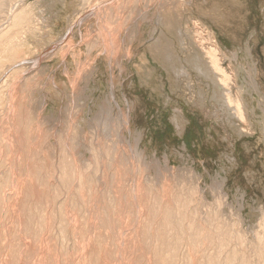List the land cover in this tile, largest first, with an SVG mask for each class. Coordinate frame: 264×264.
<instances>
[{"label":"rangeland","instance_id":"1","mask_svg":"<svg viewBox=\"0 0 264 264\" xmlns=\"http://www.w3.org/2000/svg\"><path fill=\"white\" fill-rule=\"evenodd\" d=\"M106 1L18 0L14 9L24 8L28 18L17 39L22 51L7 73L15 74L0 81L9 89L0 104V175L7 174L0 181L8 180L0 208V264H160L154 248L163 215L153 218L152 208L159 200L160 209L175 206L180 192L194 187L187 222L195 219L206 232L212 223L207 217L217 212L251 252L264 217V0ZM9 6L1 28L10 26ZM213 43L236 82L234 94L243 90L247 120L232 115L223 102V85L208 68L205 52ZM9 77L14 83L8 86ZM109 98L128 128V142L113 145L110 158L103 149L109 139L96 119ZM75 131L79 144L71 142ZM89 143L100 153L93 185L76 181L67 190L59 178L61 156L66 153L68 163L86 170V163L96 164ZM23 201L42 211L41 227L35 217H26ZM217 241L204 244L208 252L216 251ZM232 241L225 253L239 247ZM183 243L179 264L200 258L186 239Z\"/></svg>","mask_w":264,"mask_h":264},{"label":"bare ground","instance_id":"2","mask_svg":"<svg viewBox=\"0 0 264 264\" xmlns=\"http://www.w3.org/2000/svg\"><path fill=\"white\" fill-rule=\"evenodd\" d=\"M102 1V0H101ZM106 1V0H105ZM112 1V0H111ZM107 3H108V0L106 1ZM17 3H18V0H0V18H1V16L2 15H4L5 13L4 12H6V6L7 5H9L10 4V6L8 7V11L7 12H10L11 13V17H10V19H12L11 20V22H10V26H8V28L6 29V28H1L0 27V81H2L3 80V78L7 75V73L9 72V70H10V68H12L11 66L13 65L14 66V62L16 61L15 60V58H17V56H20V55H18L19 54V51H20V49H19V51H17L18 49H17V47L19 46V40H17V39H19L18 37H22V32H21V34H19L20 32H19V29L24 25V21H26V19L28 18L27 16L28 15H26L25 13H26V10L24 9V8H22V9H20L19 11H15L14 9H15V7H16V5H17ZM140 5V4H139ZM30 8V7H29ZM136 8V7H135ZM134 8V9H135ZM133 9V10H134ZM132 10V11H133ZM10 13H9V16H10ZM133 13V12H132ZM131 13V14H132ZM29 14V13H28ZM173 14V13H172ZM6 15H8V14H6ZM5 16V15H4ZM31 16H32V14H31ZM173 16V15H172ZM8 17V16H7ZM171 17V16H170ZM178 17V16H177ZM176 17V18H177ZM175 18V19H176ZM1 21H2V19H1ZM1 21H0V24H1ZM168 21H169V19H168ZM167 21V22H168ZM9 25V24H8ZM2 26H3V24H2ZM24 27V26H23ZM48 28V27H47ZM21 31V30H20ZM24 32V31H23ZM21 35V36H20ZM38 36V35H37ZM24 37V36H23ZM25 38V37H24ZM34 40H36V39H34ZM19 41V42H18ZM212 41H214L213 39H212ZM22 42V41H21ZM23 42H25V41H23ZM29 42V41H28ZM36 42H38V41H36ZM215 42V41H214ZM27 43V42H26ZM30 44V43H29ZM32 44V43H31ZM22 45H23V43H22ZM55 45V44H54ZM211 45V44H210ZM24 47H28V45L26 46V44L24 45ZM21 48V47H20ZM29 48H30V46H29ZM22 49V48H21ZM24 49V48H23ZM61 49V48H60ZM205 52L207 53V56H208V58H209V64L211 65V67H208V68H213L212 70H213V72H214V74H215V78L218 76V79H219V82L223 85V88H222V94H223V102H224V104H225V106H227V107H229V111H230V113L232 114V115H234V116H237L238 118H240V119H242V120H247V114H246V108H248V107H245V96L243 95V90L240 88V87H238L237 88V90L238 91H236V93L234 94V92H233V86L236 84V82H234V80L232 81V76L230 75V74H228L227 73V71H226V69L223 67V65H222V63H221V58H220V48H219V46H217L216 44H214L213 43V45L212 46H208V47H206L205 48ZM22 51V50H21ZM21 51H20V53H21ZM165 53H166V51H165ZM164 53V54H165ZM205 53V54H206ZM21 56H22V54H21ZM164 56V55H163ZM166 57V56H165ZM19 58V57H18ZM171 58V56L169 57V59ZM21 59V58H20ZM15 60V61H14ZM23 60H25V58H23ZM168 60V59H167ZM14 61V62H13ZM26 61H27V58H26ZM166 61V60H165ZM13 62V63H12ZM28 63V62H27ZM15 65H16V63H15ZM33 65V64H32ZM199 65V64H198ZM197 65V66H198ZM209 65V66H210ZM20 66V65H19ZM19 66H17V67H19ZM35 66V65H34ZM200 66V65H199ZM21 67V66H20ZM22 69H23V67H22ZM27 69H29L28 67H27ZM25 70V69H24ZM23 70V72H25ZM211 70V71H212ZM13 71H14V69H13ZM15 71H17V70H15ZM20 71V70H19ZM17 72V73H21V72ZM27 71V70H26ZM202 71V70H201ZM210 71V70H209ZM9 73H12V72H9ZM16 73V74H17ZM208 73V72H207ZM15 73H13V74H11V75H14ZM211 74H212V72H211ZM210 74V75H211ZM240 74V73H239ZM11 75H7V76H11ZM16 76V75H15ZM14 76V77H15ZM17 76H18V74H17ZM37 76V75H36ZM207 76H209V75H207ZM212 76V75H211ZM12 77V76H11ZM22 76H19V79L21 78ZM6 78V77H5ZM4 78V79H5ZM10 78V77H9ZM8 78V79H9ZM16 78V77H15ZM32 78H33V76H32ZM212 78V77H211ZM34 79V78H33ZM9 80H11V78L9 79ZM13 80L14 79H12L11 81H10V83H8V86H9V84H13L14 82H13ZM21 80V79H20ZM4 81V80H3ZM6 82H8L7 80H5ZM4 81V82H5ZM26 81V80H25ZM37 81V80H36ZM254 81V80H253ZM11 82H13V83H11ZM233 82V83H232ZM3 84H5V83H0V104H2L5 100V96H7V95H5V92L4 91H6L7 93H8V90H4V88H5V86L6 85H3ZM7 84V83H6ZM16 84V83H15ZM10 85V86H11ZM32 89V88H31ZM12 90V89H11ZM10 93V92H9ZM29 95V94H28ZM9 96V95H8ZM35 96V95H34ZM13 97V96H12ZM112 98H113V96H112ZM14 99V98H13ZM31 99V98H30ZM8 103V102H7ZM21 103V102H20ZM14 104V103H13ZM45 104H46V98L45 97H41V99H40V106L42 107V106H45ZM4 106V105H3ZM3 106H2V108H3ZM9 106V105H8ZM4 107H6V106H4ZM30 107V106H29ZM4 109V108H3ZM114 109H115V107H114V105H113V101L111 100V98H109L108 99V102H106V103H104L103 105H102V107H100V110H99V112L97 113V115H96V119L98 118V122H99V125H101L100 127H101V129H102V131L100 130V132H103V134L102 135H105V136H103V137H105V139L104 140H106L107 141V139H109L108 141H109V145H108V148H103L104 149V151L105 152H107L108 153V156L107 157H109V155H111V153L113 152V150H115L114 149V146L113 145H116V143L118 142L119 143V141H125V142H128V141H126L127 140V138H126V136H125V131L127 132V120H126V118H123L122 119V117L121 116H118V114L115 116L114 115ZM33 110V109H32ZM228 110V109H227ZM6 111V110H5ZM14 111V110H13ZM30 111V110H29ZM232 111V112H231ZM15 112V111H14ZM1 113V112H0ZM32 113V111H30L29 112V114H31ZM31 115H33V114H31ZM74 115V114H73ZM79 115V114H78ZM19 117V116H18ZM99 117H101V120L102 121H99ZM117 117V118H116ZM17 118V117H16ZM10 119V118H9ZM29 120V119H28ZM35 120V119H34ZM68 120H69V118H68ZM76 120V119H75ZM94 120H95V118H94ZM113 120H116L115 122H116V124H114V122H113ZM18 121V120H17ZM21 121H23L22 119H20V117H19V123H22ZM82 121V120H81ZM2 122V121H1ZM84 122V121H83ZM28 123V122H27ZM26 123V124H27ZM82 124V123H81ZM2 125V124H1ZM4 125V124H3ZM6 125V124H5ZM98 125V126H99ZM93 126V125H92ZM126 126V128L124 129V127ZM3 127V126H2ZM79 127V126H78ZM91 127V126H90ZM9 128V127H8ZM32 128V127H31ZM94 128V127H93ZM124 129V131H123V129ZM13 129V128H12ZM78 129V128H77ZM81 129V128H80ZM82 130H84V128L82 129ZM78 131V130H77ZM81 132V131H80ZM79 132V133H80ZM89 132H91V131H89ZM88 132V133H89ZM75 133V138H73L74 139V141H71V142H74V144H79L80 142H78L79 141V139L77 138V136L79 135V134H77L78 132H74ZM97 133V132H96ZM83 134H85V132L83 133ZM74 135V134H73ZM73 135H71L72 137H73ZM86 135V134H85ZM84 135V136H85ZM69 136H70V134H69ZM80 136V135H79ZM92 136V135H91ZM138 136V135H137ZM140 136V135H139ZM138 136V137H139ZM71 137V138H72ZM81 137V136H80ZM87 137H88V135H87ZM141 137V136H140ZM140 137L138 138V139H136V143H135V145H134V147H135V149H138V143H139V141H140ZM77 138V139H76ZM85 138V137H84ZM94 138V137H93ZM27 139V138H26ZM68 139V138H67ZM66 139V140H67ZM73 139H71V140H73ZM88 139V138H87ZM86 139V140H87ZM76 140H78V141H76ZM80 140H81V138H80ZM83 140V139H82ZM81 140V141H82ZM89 140H90V138H89ZM94 140V139H93ZM103 140V141H104ZM37 141V140H36ZM85 141V140H84ZM88 141V140H87ZM91 141V140H90ZM107 141V142H108ZM5 142V141H4ZM48 142V141H47ZM50 142V141H49ZM59 142V141H58ZM89 142V141H88ZM92 142V141H91ZM2 144H6V143H3V140H2V142H1ZM84 143V142H83ZM9 144V143H8ZM14 144V143H13ZM49 144V143H48ZM60 144H61V142H60ZM60 144H59V146H60ZM67 144V143H66ZM82 144V143H81ZM80 144V145H81ZM88 144V143H87ZM92 144H93V142H92ZM90 145V143H89V145H90V147H89V149H90V151H91V154L93 155V157H92V159H94V161L96 162V166L95 165H91V163H86L87 165H86V167L87 168H84V169H86V170H83V168L81 169V168H79L81 165H79V167L78 166H75L74 165V163L72 162V161H70L69 163L67 162V158L65 159V157H68V155L66 156L65 154V152H66V150H64V151H62V149H61V153L63 152V154H61V155H63V156H61L62 158H64V159H62V158H60V162L62 163V164H59L60 165V167H58V168H60V182L62 183V187H64V186H66V188H67V190L69 189V188H71V187H69V186H72L73 185V183L74 182H76V181H78L77 183H80V184H82L83 186H81V187H85V186H87L88 188H89V186L93 183L92 181H93V177L95 176L94 174H97L96 172L98 171V160H100L99 159V155H100V153H99V151H98V148L96 147V146H94V145ZM105 144V143H104ZM119 144H121V143H119ZM7 145V144H6ZM11 145V144H10ZM63 145H65V144H63ZM83 145H85L86 146V144L84 143ZM118 145V144H117ZM116 145V146H117ZM4 146V145H3ZM53 146V145H52ZM57 146V145H56ZM79 146V145H78ZM120 146V145H119ZM125 146V145H124ZM128 146V145H127ZM133 146V145H132ZM1 147V146H0ZM10 147H12V146H10ZM49 147V146H48ZM88 147V146H87ZM133 147V148H134ZM13 148V147H12ZM66 148V147H65ZM75 148V147H74ZM78 148V147H77ZM80 148V147H79ZM78 148V149H79ZM82 148V147H81ZM8 149H9V145H8ZM11 149V148H10ZM46 149V148H45ZM64 149V148H63ZM88 149V148H87ZM86 149V150H87ZM102 149V148H101ZM118 149V148H117ZM135 149H133V151L135 150ZM1 150V149H0ZM85 150V149H84ZM119 150V149H118ZM58 151V150H57ZM78 151V150H77ZM59 152V151H58ZM69 152V151H68ZM122 152V151H121ZM129 152V151H128ZM135 152H138V150L136 151L135 150ZM71 153V152H70ZM117 153V152H116ZM44 154V153H43ZM58 154H60V153H58ZM57 154V155H58ZM78 154V153H77ZM136 154V153H135ZM138 154L139 155H135L136 157L138 156V157H143V158H145L144 157V152L141 150L140 152H138ZM1 155V154H0ZM84 155V154H83ZM91 155V156H92ZM40 156V155H39ZM70 156H72V155H70ZM112 156H114V154L112 155ZM124 156V155H123ZM122 156V157H123ZM41 157V156H40ZM56 157V156H55ZM115 157H116V155H115ZM110 158V157H109ZM142 158V159H143ZM29 159V158H28ZM40 159V158H39ZM52 159V158H51ZM75 159V158H74ZM91 159V160H92ZM111 159H112V157H111ZM136 159V158H135ZM53 160H54V158H53ZM66 160V161H65ZM69 160V159H68ZM73 160V159H72ZM77 160H79V159H77ZM117 160V159H116ZM122 160H123V158H122ZM124 160H125V157H124ZM123 160V161H124ZM139 160H140V158H139ZM143 160H145V159H143ZM142 160V161H143ZM55 161H56V159H55ZM55 161H53V162H55ZM58 161V160H57ZM56 161V162H57ZM118 161L120 162V160L118 159ZM126 161V160H125ZM2 162V161H1ZM59 162V163H60ZM71 162L73 163V164H71ZM74 162H76V161H74ZM80 162V161H79ZM131 162V161H130ZM49 163V162H48ZM122 163V162H121ZM126 163V162H125ZM136 163V162H135ZM139 163V162H138ZM37 164V163H36ZM35 164V165H36ZM57 164V163H56ZM71 164V165H70ZM80 164V163H79ZM120 164V163H119ZM127 164V163H126ZM130 164V163H129ZM153 164V163H152ZM2 165V164H1ZM73 165V166H72ZM76 165H77V163H76ZM112 165V164H111ZM123 165V164H122ZM144 165V164H143ZM146 165H147V163H146ZM149 165V164H148ZM148 165L146 166V167H148ZM38 166V170L41 168V166L42 165H40V164H38L37 165ZM52 166H53V164H52ZM72 166V167H71ZM9 167V166H8ZM36 167V166H35ZM150 168V167H149ZM155 169H156V167H154ZM11 169V168H10ZM21 169V168H20ZM134 169V168H133ZM139 169H141V168H139ZM41 170V169H40ZM56 170V169H55ZM58 170V169H57ZM138 170V169H137ZM145 170V169H144ZM147 170V169H146ZM37 171V170H36ZM36 171H35V174H36ZM51 171V170H50ZM49 171V172H50ZM136 171V170H135ZM149 171V170H148ZM2 172V171H1ZM10 172H11V170H10ZM9 172V173H10ZM30 172H32V171H30ZM40 172V171H39ZM44 172V171H43ZM138 172H139V170H138ZM3 173V172H2ZM9 173H8V175H9ZM26 173V172H25ZM126 173V172H125ZM149 173V172H148ZM151 173V172H150ZM94 175L93 177L91 176V175ZM158 174V173H157ZM161 174V173H160ZM190 174H191V176H193L194 177V174H193V172H191L190 171ZM3 175H4V173H3ZM3 175H0L1 177L3 176ZM7 174H5L4 175V177L6 176ZM10 175H12V173L10 174ZM9 175V176H10ZM55 175V174H54ZM117 175V174H116ZM125 175V174H124ZM128 175V174H127ZM29 176H30V174H29ZM34 176V175H33ZM0 177V178H1ZM3 177V178H4ZM20 177V176H19ZM96 177V176H95ZM151 177V176H150ZM40 178V177H39ZM58 178V179H59ZM24 179V178H23ZM29 179V178H28ZM54 179V178H53ZM109 179V178H108ZM141 179V178H140ZM10 180H11V178H10ZM8 181V180H7ZM7 181H6V179H3V180H1L0 181V208L2 207V202H3V199H4V197L6 196V195H4L3 193H4V191L2 192V189L3 190H6V189H4L5 188V184H7ZM31 181V180H30ZM39 181V180H38ZM43 181V180H42ZM59 182V183H60ZM15 183V182H14ZM150 183V182H149ZM159 183V182H158ZM223 183V182H222ZM222 183H220V184H218V191H222V189H223V185H222ZM10 184V183H9ZM79 184V185H80ZM101 184V183H100ZM146 184H148V183H146ZM58 185V184H57ZM61 185V184H60ZM77 185V184H76ZM93 185V184H92ZM126 185V184H125ZM129 185V184H128ZM46 186V185H45ZM131 186V185H130ZM4 187V188H3ZM9 187V186H8ZM41 187V186H40ZM57 187V186H56ZM59 187V186H58ZM193 187H194V185H193ZM196 187H198V186H196ZM77 188V187H76ZM49 189V188H48ZM58 189H60V188H58ZM64 189V188H63ZM73 189V188H72ZM79 189H81L80 187H79ZM198 189V188H197ZM216 189V188H215ZM25 190V189H24ZM47 190V189H46ZM51 190V189H50ZM53 190V189H52ZM75 190V189H74ZM74 190H72L73 192H74ZM151 190V189H150ZM193 192L196 190V188L194 187L193 189ZM44 191H45V189H44ZM55 190H53V192H54ZM59 191V190H58ZM58 191H57V193H58ZM61 191V190H60ZM77 192L79 191V190H76ZM82 191V190H81ZM86 191V190H85ZM181 191V190H180ZM180 191H178V192H180ZM72 192V193H73ZM100 192V191H99ZM127 192V191H126ZM193 192L191 191V192H188L187 194H185V193H183V190H182V193L180 192V196L178 197V195L176 196V197H178L177 199H176V197H175V199H176V202H175V206H173V205H168L167 203V205H165V207H163L162 209H160V204L159 203H163L162 201H160L159 200V202L158 203H156V204H154V206H153V212H151V214H152V216H153V218H155L156 217V215H158L159 213H162L161 215H163V219H161V223H160V225L158 224V231H161V235L159 236V241H157V244H156V249L154 248V251H155V255L157 256V257H159V258H157V259H159V261H161V263L160 264H177L176 262H178V261H180V259L179 260H177L176 261V259H177V254L179 253V248L182 246V243H183V241H185V239L187 240V243H188V246H189V249H190V251H191V253L193 254V252H200L201 254H200V258L199 259H193V257H192V260H188V261H186L185 262V264H234V263H236V264H264V217H263V219H262V221H261V223H260V230L259 231H257V234H256V239H255V242L253 243V245H252V248H251V252H248L249 250H248V248H249V245H246V243H245V239H243V237L242 236H240V235H238V234H235V231H233V230H231V229H229V231L226 229V228H229V227H227L226 226V222H224L223 221V218H221L220 216H219V213H217V212H215V213H211L210 214V216L209 217H207L212 223H210V227L208 226V227H206V228H208V230L206 231V232H204V230H205V228H204V230H202V228L203 227H201L200 228V226L198 227V222L196 223L195 221H193V220H195V219H193V220H190L189 222H187V219H188V217L190 216H188V214H187V211L189 210V207H190V204H191V206H192V202H193V200H194V198H193ZM56 193V194H57ZM63 193V192H62ZM80 193V192H79ZM107 193V192H106ZM114 193V192H113ZM7 194V193H6ZM34 194V193H33ZM50 194V193H49ZM90 194V193H89ZM178 194V193H177ZM4 195V196H3ZM12 195V194H11ZM63 195V194H62ZM187 195V196H186ZM18 196V195H17ZM44 196V195H43ZM58 196V195H57ZM76 196H78V194L76 193V194H74L73 195V197H75L76 198ZM80 196H82V194H80ZM84 196V195H83ZM141 196V195H140ZM79 197V196H78ZM114 197V196H113ZM46 198V197H45ZM49 198V197H48ZM101 198V197H100ZM107 198V197H106ZM94 199V198H93ZM155 199V198H154ZM156 199H158V198H156ZM218 199V198H217ZM20 200V199H19ZM74 200V199H73ZM81 200V199H80ZM85 200H87V199H85ZM64 201V200H63ZM79 201V200H78ZM78 201H76V202H78ZM123 201V200H122ZM157 201V200H156ZM12 202V201H11ZM51 202V201H50ZM75 202V201H74ZM81 202V201H80ZM170 202V201H169ZM215 202V201H214ZM151 203V202H150ZM21 204V203H20ZM73 204V203H72ZM77 204V203H76ZM75 204V205H76ZM81 204H83V198H82V202H81ZM80 204V205H81ZM90 204V203H89ZM202 204V203H201ZM54 205V204H53ZM64 205V204H63ZM27 206V201H23V207H25L26 208V210H27V212H26V217L31 221V220H33L32 218L33 217H35V221L37 222V223H39L38 225H39V227H41V223H42V211H40V209L38 208V207H36V210L35 211H33V210H31V209H29L28 208V206ZM65 206V205H64ZM149 206V205H148ZM205 206H207V205H205ZM52 207V206H51ZM93 207V206H92ZM112 207V206H111ZM110 207V208H111ZM210 207V206H209ZM14 208V207H13ZM25 208H23V209H25ZM108 207H106V209H107ZM149 208H151V207H149ZM5 209V208H4ZM7 209V208H6ZM39 209V210H38ZM42 209V208H41ZM77 209H78V205H77ZM82 209V208H81ZM95 209V208H94ZM151 209V210H152ZM210 209V208H209ZM62 210V209H61ZM84 210V209H83ZM112 210V209H111ZM114 210V209H113ZM159 210H163V211H159ZM190 210H192V208L190 209ZM197 209H195L194 211L195 212H193V211H191V212H193V213H196L197 211H196ZM211 210V209H210ZM2 211V210H1ZM70 211V210H69ZM104 211V210H103ZM108 211V210H107ZM15 212V211H14ZM62 212H64V211H62ZM61 213V212H60ZM83 213V212H82ZM190 213V212H189ZM7 214V213H6ZM9 214V213H8ZM59 214V213H58ZM128 214V213H127ZM192 214V213H191ZM50 215H52V214H50ZM263 215H264V213H263ZM11 216V215H10ZM151 216V217H152ZM193 216V215H192ZM25 217V218H26ZM60 217V216H59ZM162 217V216H161ZM160 217V218H161ZM55 218V217H54ZM69 218V217H68ZM72 218V217H71ZM106 218V217H105ZM194 218H196L195 216H194ZM5 219V218H4ZM10 219V218H9ZM89 219V218H88ZM12 220V219H11ZM27 220V219H26ZM28 220V221H29ZM49 220V219H48ZM56 220V219H55ZM214 220H215V222H214ZM29 221V222H30ZM46 221V220H45ZM92 221V220H91ZM158 221V220H157ZM199 221V220H198ZM20 222V221H19ZM159 222V221H158ZM26 223H28V222H26ZM31 223V222H30ZM90 223V222H89ZM150 222H147V224H149ZM32 224V223H31ZM30 224V225H31ZM44 224V223H43ZM61 224V226H62V230H64L65 232L67 231L66 230V226H65V222H63V223H60ZM147 224H146V226H147ZM228 224V223H227ZM19 225V224H18ZM29 225V226H30ZM52 225V224H51ZM150 225V229H151V224H149ZM187 225V226H186ZM29 226H28V228H29ZM47 226V225H46ZM60 226V225H59ZM61 226H60V228H61ZM71 226V225H70ZM134 226V225H133ZM137 226H138V224H137ZM157 226V225H156ZM33 227V226H32ZM99 227V226H98ZM18 228V227H17ZM144 228V227H143ZM231 228V227H230ZM118 229V228H117ZM153 229L155 230V228L153 227ZM233 229V228H232ZM240 229V228H239ZM17 230V229H16ZM30 230V229H29ZM59 230V229H58ZM87 230V229H86ZM51 231V230H50ZM144 231V230H143ZM147 230H145V232H146ZM150 231V230H149ZM148 231V232H149ZM151 231H152V229H151ZM155 231H157V230H155ZM158 231H157V233H156V235L158 234ZM242 231V230H241ZM48 232V231H47ZM65 232H64V235H65ZM62 233V232H61ZM67 233V232H66ZM150 233V232H149ZM155 233V232H154ZM239 233V232H238ZM241 233V232H240ZM11 234V233H10ZM37 234V233H36ZM46 234V233H45ZM52 234V233H51ZM58 234V233H57ZM152 234H153V232H152ZM151 234V235H152ZM151 235H150V238H151ZM147 237H149V235L147 236ZM149 238V239H150ZM155 238H157V237H155ZM214 238H218L219 239V242L217 241V239L213 242V240H214ZM233 238V239H232ZM23 240V239H22ZM68 240V239H67ZM72 240V239H71ZM99 240V239H98ZM157 239H155V241H156ZM234 241V242H236V243H238L239 244V247H235V246H233V248H231V250H230V244H229V251H227L228 253H225L224 251H226L225 249H224V246L226 245L227 246V244L228 243H230V241ZM148 241V240H147ZM218 242L219 243V245L217 246V248H214V247H212V248H214V249H216V251H214V252H212L211 251V253L210 252H208V250L210 249V247H205V245L204 244H206L207 242H213V244H215V242ZM232 241V243H234ZM19 242V241H18ZM77 242V241H76ZM22 243V242H21ZM7 244V243H6ZM91 244V243H90ZM100 244V243H99ZM145 244V243H144ZM211 244V243H210ZM235 244V243H234ZM237 244V245H238ZM13 245H14V243H13ZM183 245H184V243H183ZM251 245V244H250ZM74 246V245H73ZM76 246V245H75ZM207 246H209L208 245V243H207ZM212 246V245H211ZM215 246V245H214ZM183 247V246H182ZM181 247V248H182ZM206 249H205V248ZM228 247H225L226 249H228ZM14 248V247H13ZM185 249V248H184ZM208 249V250H207ZM224 251H223V250ZM241 249H242V251H241ZM182 250V249H181ZM181 250H180V253H181ZM222 250V252L220 253V251ZM248 250V251H247ZM104 251V250H103ZM121 251V250H120ZM207 251V252H206ZM247 251V252H246ZM11 252V251H10ZM13 252H14V250H13ZM102 252V251H101ZM178 252V253H177ZM226 254V255H224L223 256V254ZM111 254V253H110ZM183 254H184V252H183ZM180 254H178V256H179ZM156 256H155V258H156ZM184 256V255H183ZM182 256V257H183ZM256 258L255 260L253 259L254 257ZM181 257V258H182ZM188 257V256H187ZM223 257V258H222ZM131 258V257H130ZM180 258V257H179ZM190 258V257H189ZM70 259V258H69ZM223 259H224V261H223ZM9 260V259H8ZM74 260V259H73ZM186 260V257H185V259H182V261H185ZM3 261V260H2ZM7 261V260H6ZM21 261H22V259H21ZM90 261V260H89ZM158 261V260H157ZM223 261V262H222ZM84 262V261H83ZM82 263V262H81ZM184 263V262H183ZM182 263V264H183ZM158 264V263H157ZM178 264H179V262H178ZM180 264H181V262H180Z\"/></svg>","mask_w":264,"mask_h":264}]
</instances>
